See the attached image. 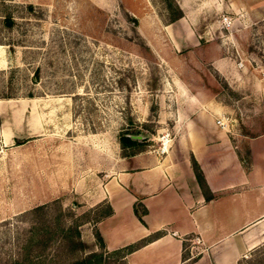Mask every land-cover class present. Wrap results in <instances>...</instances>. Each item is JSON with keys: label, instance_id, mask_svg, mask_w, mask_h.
Returning a JSON list of instances; mask_svg holds the SVG:
<instances>
[{"label": "rangeland", "instance_id": "1", "mask_svg": "<svg viewBox=\"0 0 264 264\" xmlns=\"http://www.w3.org/2000/svg\"><path fill=\"white\" fill-rule=\"evenodd\" d=\"M168 2L182 14L172 24ZM249 79L264 80V0H0V264L55 224L75 221L92 242L123 153L164 152L198 112L218 109L234 126L249 115ZM198 85L215 92L210 104H188ZM120 134L138 137L122 147ZM239 237L208 251L184 241V262L227 253L231 264H264V219ZM28 252L30 264L85 253L65 251L58 236Z\"/></svg>", "mask_w": 264, "mask_h": 264}, {"label": "crops", "instance_id": "2", "mask_svg": "<svg viewBox=\"0 0 264 264\" xmlns=\"http://www.w3.org/2000/svg\"><path fill=\"white\" fill-rule=\"evenodd\" d=\"M209 62L225 73L221 56ZM187 92L193 97H187L188 104H210L215 95L203 85L195 94ZM247 105L249 115L237 118L230 131L214 122L220 110L198 112L187 116L164 152L123 153L99 200L106 211L95 222V231L105 249L141 241L124 256L126 264H188L183 236H199L208 251L240 239L264 219V80L249 79ZM193 162L202 174L203 189ZM135 203L144 208L141 220L134 213ZM115 218L111 226L101 227L103 220ZM195 257L189 264H206L205 257ZM214 260L231 264L233 257L226 253Z\"/></svg>", "mask_w": 264, "mask_h": 264}, {"label": "trees", "instance_id": "3", "mask_svg": "<svg viewBox=\"0 0 264 264\" xmlns=\"http://www.w3.org/2000/svg\"><path fill=\"white\" fill-rule=\"evenodd\" d=\"M167 5L171 9L168 22L173 21L182 15L179 7L171 6L170 2H168ZM1 23L6 29H10L14 25L15 20L10 16V14L5 13L1 17ZM119 141L121 143V146L124 147L132 144L135 140L127 134H120ZM192 167L197 182L199 183L201 189H203L205 183L202 174L197 169L194 162L192 164ZM133 210L138 219L141 220V214L144 212V208H140L138 204L135 203L133 205ZM55 225H51L49 228H41L40 230L36 231L33 237V241H31V239L33 238L30 237L26 240V242H21L19 247L20 252H18L16 255L10 256L7 264H30L31 258L29 257L28 251L31 250V247L35 245L37 251L40 252L45 247L49 246L53 239H55L57 236L59 237L61 246L65 251L69 252L79 249L85 252L84 255L80 258L70 260L69 262H67V264H106L111 261L109 260L108 256L112 254L116 255V259H119L122 264H125L124 256L132 249L137 247L141 242L136 241L126 244L122 247L108 250L106 252V250L104 251L102 249L104 248V244L100 234L97 231L93 232L94 240L89 244H86L79 237V230L75 221L71 222L68 225ZM239 262H241V260H239Z\"/></svg>", "mask_w": 264, "mask_h": 264}, {"label": "built area", "instance_id": "4", "mask_svg": "<svg viewBox=\"0 0 264 264\" xmlns=\"http://www.w3.org/2000/svg\"><path fill=\"white\" fill-rule=\"evenodd\" d=\"M225 20V17L223 18ZM233 118H229L228 116L220 115L214 119V122L223 130L230 131L233 127ZM183 240L190 241V243H199L200 238L197 235L194 236H183Z\"/></svg>", "mask_w": 264, "mask_h": 264}, {"label": "water", "instance_id": "5", "mask_svg": "<svg viewBox=\"0 0 264 264\" xmlns=\"http://www.w3.org/2000/svg\"><path fill=\"white\" fill-rule=\"evenodd\" d=\"M127 135H129L131 138H136V137H138V135H133V134H127Z\"/></svg>", "mask_w": 264, "mask_h": 264}]
</instances>
